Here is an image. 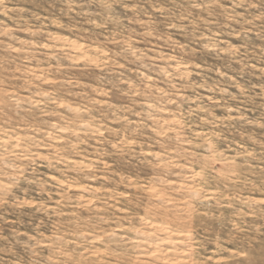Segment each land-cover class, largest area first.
Segmentation results:
<instances>
[{
	"label": "rangeland",
	"instance_id": "obj_1",
	"mask_svg": "<svg viewBox=\"0 0 264 264\" xmlns=\"http://www.w3.org/2000/svg\"><path fill=\"white\" fill-rule=\"evenodd\" d=\"M0 264H264V0H0Z\"/></svg>",
	"mask_w": 264,
	"mask_h": 264
},
{
	"label": "bare ground",
	"instance_id": "obj_2",
	"mask_svg": "<svg viewBox=\"0 0 264 264\" xmlns=\"http://www.w3.org/2000/svg\"><path fill=\"white\" fill-rule=\"evenodd\" d=\"M17 145V144H16ZM85 189V188H84ZM111 194V193H110Z\"/></svg>",
	"mask_w": 264,
	"mask_h": 264
}]
</instances>
